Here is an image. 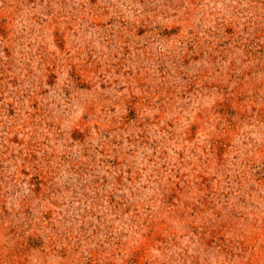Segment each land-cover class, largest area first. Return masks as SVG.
Masks as SVG:
<instances>
[{"label": "rangeland", "instance_id": "rangeland-1", "mask_svg": "<svg viewBox=\"0 0 264 264\" xmlns=\"http://www.w3.org/2000/svg\"><path fill=\"white\" fill-rule=\"evenodd\" d=\"M0 264H264V0H0Z\"/></svg>", "mask_w": 264, "mask_h": 264}]
</instances>
